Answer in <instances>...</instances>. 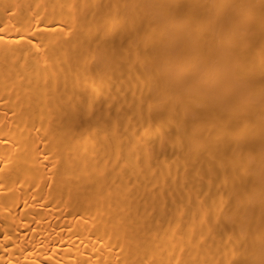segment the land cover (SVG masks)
<instances>
[{
  "label": "bare ground",
  "instance_id": "bare-ground-1",
  "mask_svg": "<svg viewBox=\"0 0 264 264\" xmlns=\"http://www.w3.org/2000/svg\"><path fill=\"white\" fill-rule=\"evenodd\" d=\"M0 264H264V0H0Z\"/></svg>",
  "mask_w": 264,
  "mask_h": 264
}]
</instances>
